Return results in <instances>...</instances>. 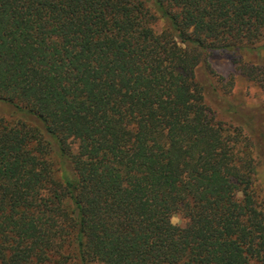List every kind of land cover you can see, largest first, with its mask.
Instances as JSON below:
<instances>
[{"label":"trees","instance_id":"16d2710c","mask_svg":"<svg viewBox=\"0 0 264 264\" xmlns=\"http://www.w3.org/2000/svg\"><path fill=\"white\" fill-rule=\"evenodd\" d=\"M263 38L264 0H0V264H264L258 163L206 99L208 56Z\"/></svg>","mask_w":264,"mask_h":264},{"label":"rangeland","instance_id":"374dc122","mask_svg":"<svg viewBox=\"0 0 264 264\" xmlns=\"http://www.w3.org/2000/svg\"><path fill=\"white\" fill-rule=\"evenodd\" d=\"M164 26V21L158 20L154 28L160 32ZM208 61L213 74L206 93L207 104L216 121L226 123L232 129H240L251 144L253 157L259 166L257 191L260 198L264 199V89L241 69L247 63H264V38L253 50L215 51L208 56ZM198 77L201 80L208 79L204 68L201 67ZM10 112L8 105L0 103V117Z\"/></svg>","mask_w":264,"mask_h":264},{"label":"clouds","instance_id":"9594fccd","mask_svg":"<svg viewBox=\"0 0 264 264\" xmlns=\"http://www.w3.org/2000/svg\"><path fill=\"white\" fill-rule=\"evenodd\" d=\"M168 223L173 228H183L187 224V219L180 212H173L169 215Z\"/></svg>","mask_w":264,"mask_h":264}]
</instances>
